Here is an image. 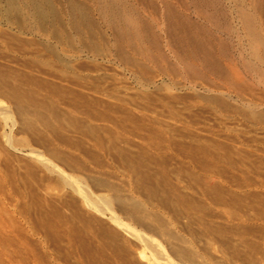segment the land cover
Segmentation results:
<instances>
[{
	"label": "rangeland",
	"instance_id": "obj_1",
	"mask_svg": "<svg viewBox=\"0 0 264 264\" xmlns=\"http://www.w3.org/2000/svg\"><path fill=\"white\" fill-rule=\"evenodd\" d=\"M129 1L160 36L136 63L100 20L93 52L0 0V264H264V62L238 0H209L225 72L198 75L161 10H206Z\"/></svg>",
	"mask_w": 264,
	"mask_h": 264
},
{
	"label": "bare ground",
	"instance_id": "obj_2",
	"mask_svg": "<svg viewBox=\"0 0 264 264\" xmlns=\"http://www.w3.org/2000/svg\"><path fill=\"white\" fill-rule=\"evenodd\" d=\"M2 1L4 14L7 16L19 18L30 16L40 26L51 28L53 35L71 43H78L80 47L93 52L102 51L109 41L100 32L101 21L110 31L113 51L125 62L136 63L133 54L148 57L159 46V33L150 20L129 0H89L91 4L80 0H66L68 16L66 22L59 19L61 12L56 8L55 0ZM138 1L153 8L155 6L148 0ZM238 2L242 31L249 44V57L264 62V0ZM192 3L203 13L206 10L205 22L203 19L199 22L187 17L173 3H163L164 8L160 10L165 37L175 47L180 60H183L184 69L189 74L198 75L203 70L224 73L225 68L218 61V54L225 56L227 46L221 39L214 37L211 31V27L218 24L217 10L214 11L216 7L208 12L207 7L211 5V1L192 0ZM94 11L98 15V20L93 16ZM215 51L218 54H215ZM245 65L251 66V61ZM261 74L264 75V71H261Z\"/></svg>",
	"mask_w": 264,
	"mask_h": 264
}]
</instances>
